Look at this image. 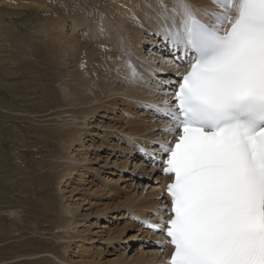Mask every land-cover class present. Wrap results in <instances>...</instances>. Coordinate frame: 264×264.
I'll use <instances>...</instances> for the list:
<instances>
[{"label": "snow or ice", "instance_id": "6c2138e0", "mask_svg": "<svg viewBox=\"0 0 264 264\" xmlns=\"http://www.w3.org/2000/svg\"><path fill=\"white\" fill-rule=\"evenodd\" d=\"M160 8L153 35L186 67L158 82L169 121L158 131L171 139L140 149L171 177L153 231L172 248L167 264H264V0Z\"/></svg>", "mask_w": 264, "mask_h": 264}, {"label": "bare ground", "instance_id": "6f19581e", "mask_svg": "<svg viewBox=\"0 0 264 264\" xmlns=\"http://www.w3.org/2000/svg\"><path fill=\"white\" fill-rule=\"evenodd\" d=\"M109 1L115 4V13L88 19V30L66 19L55 21L52 27L56 41L51 39L52 60L66 73L57 88L58 106L52 110L65 117L54 133L58 138L54 163L58 194L54 200L60 205L53 222L55 239L61 240L64 251L54 258L57 264H167L170 248L159 246L166 245L164 237L151 234L148 225V231L139 227L138 221L159 222L158 209L164 205L158 197L164 193L160 183L165 179L160 177L158 165L147 164L148 158L140 151H158L150 145L170 137L158 131L168 122L155 111L167 97L160 94L159 83L151 88L154 79H162L155 78L158 72L166 74L161 82L168 84L174 81L172 75L185 68L171 63L172 50L153 35L161 32L160 5L171 8V0ZM192 3L208 5L210 0ZM79 35L88 37V48L96 42L99 51L88 49L84 55ZM130 65L138 73L134 81ZM109 164L111 174L117 175L110 180L103 175ZM154 174L155 185L139 186L140 178L149 179ZM76 176L82 182L88 177V187L80 188L79 197H75V188H66ZM76 199L79 202L73 205ZM75 207L88 210L84 214L88 218L85 233L81 229L84 218ZM107 219H113L111 225H104ZM130 229L136 235L143 233L151 242L129 254L125 242L136 237L132 233L128 239L124 237ZM158 237L155 245L153 239Z\"/></svg>", "mask_w": 264, "mask_h": 264}, {"label": "rangeland", "instance_id": "374dc122", "mask_svg": "<svg viewBox=\"0 0 264 264\" xmlns=\"http://www.w3.org/2000/svg\"><path fill=\"white\" fill-rule=\"evenodd\" d=\"M108 1L0 0V264H57L54 257L64 253L61 240L55 239L57 228L53 221L60 205L54 200L58 194L54 165L58 138L54 133L65 117L52 110L58 106L57 88L66 73L52 60L55 53L52 27L55 21L66 19L81 23L88 30V19L98 20L103 13H115V4ZM81 41L84 55L91 49L99 51L96 42L89 43L88 48V37H82ZM160 73L155 78L166 77ZM162 79H154L151 90ZM147 164L153 162L148 159ZM112 168L111 164L104 167L108 171L103 175L108 180L117 176L111 174ZM155 176L140 178L139 186L155 185ZM83 179L84 182L79 181L76 176L66 185L67 189L75 188V197L80 196L81 187H88V177ZM75 208L84 218L85 226L81 229L85 233L88 218L84 214L88 210ZM111 220L104 221V225H111ZM130 230L124 237L136 233ZM142 234L138 231L136 237L126 240L129 246L126 253L151 242Z\"/></svg>", "mask_w": 264, "mask_h": 264}]
</instances>
